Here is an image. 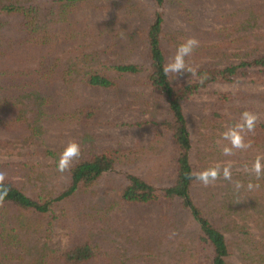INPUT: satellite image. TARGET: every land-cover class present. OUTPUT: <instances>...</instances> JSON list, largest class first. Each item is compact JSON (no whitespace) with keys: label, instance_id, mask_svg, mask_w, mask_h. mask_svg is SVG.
<instances>
[{"label":"trees","instance_id":"obj_1","mask_svg":"<svg viewBox=\"0 0 264 264\" xmlns=\"http://www.w3.org/2000/svg\"><path fill=\"white\" fill-rule=\"evenodd\" d=\"M193 1L195 0H0V29L4 24L8 25L4 28L7 29L5 33L0 32V146L8 147L13 144L6 136L19 138L24 134L27 140L41 139L40 143H44V137L50 129L59 130L66 123L89 124L92 117L119 98L125 99L132 95L133 86H149L155 105H162L166 115L163 120H155L154 123L158 128L163 126L170 133L167 143L170 145L169 152L173 154L169 156L172 159L169 164H174V174L169 179L172 183L158 188L144 177L128 174V182L123 185L118 197L120 202H108L107 212L114 208L119 211L123 205H146L157 201L162 203L163 200L169 202L168 206L173 212L176 209L174 203L181 201L198 225L194 229V238L204 250L201 251L204 258L197 256L198 264H234L230 260L233 255L231 240L192 195L193 184L197 181L192 174L198 169L215 167H204L192 162L193 136L200 134L199 138L195 135V141L200 144V139L203 140L209 150L220 146L217 150L222 151L223 159H240L241 156L246 159L253 155L255 157L259 151L264 152L261 150L264 149V124H255L252 131L244 129L241 135L248 147L232 149L230 155H225L223 149L230 145L223 139V133L242 121L240 113L244 110L237 107L235 111V108L229 107L227 111L216 110L205 114L206 105L209 107L206 104L197 111L201 114L198 118L186 111L191 97L212 83L248 78L264 84V32L259 29L263 27L264 4L256 5L251 0L237 1L240 4L239 12H247L246 18L239 21L244 24L245 32L249 33L239 38L242 41L247 38L252 42L247 54L242 51L246 58L240 56V52L235 60H231L228 52L225 54L221 50L234 45L236 40H218L214 43L210 39L209 42L212 43L209 46L214 47V51L205 52L208 47L203 43L205 38L201 31L198 41L203 44L199 43L193 53L185 58L186 65L193 68L195 74L184 71L172 80L173 77L164 75L163 65L174 58L182 42L193 37L184 32L183 38L178 40V35L170 33L166 18L170 12L193 25L187 7ZM214 1L221 4L230 0ZM97 2L102 4L100 8L116 7L115 19L108 20L105 27L103 24L100 27L93 26L94 14L92 16L87 12V8L96 7ZM256 7L260 10L259 18L251 22L253 18H249V13L256 12ZM98 30L99 36H113L112 42L100 50L91 51L87 47L90 42L85 44L80 40L97 34ZM174 32L178 34L179 30ZM95 37L92 40L93 46L99 39ZM67 44H71L72 48L63 49L60 55H55L56 49ZM76 46L79 48H75ZM79 51L84 53L76 55ZM216 56L226 58L227 63L216 66L213 62ZM202 76L207 79L200 83ZM62 86H67L69 91L62 95L53 91ZM73 87L78 92L87 87L109 89L113 96L105 104L98 106L84 96L78 99L74 97L76 94L70 90ZM216 93L225 103L240 95L247 96ZM141 99L149 101L147 95ZM138 125L143 126L144 122ZM199 129H204L205 132ZM156 144L157 142H149L146 146L140 144L137 147L142 146L139 152H149ZM95 150L97 149H93L86 158L69 163L65 169L69 183L63 189L42 188L40 182L45 177L44 172L38 174L41 169L30 165L31 162L0 163V264L115 263V250L102 247V237L95 238L97 232L89 225L85 227H88L87 230L84 228L77 231L66 249L55 248L52 243L41 242L40 239L41 235L46 240L50 239V228L54 224L63 225L66 222V225L76 229V219L79 216L69 212L73 197H86L90 188L99 185L106 174L117 172L119 166L133 169L135 160L138 161L137 164L142 163L141 155L134 160L129 157L132 150L124 152L112 146L103 147L100 152ZM56 152L48 150L49 156L56 155ZM162 154L164 157L168 155ZM145 158L148 164L154 159L151 156ZM18 167L23 175L18 174L20 178L15 179L13 173H20ZM56 167L58 171V163ZM252 178L256 184L252 189L253 195L249 201L251 204L264 198V176L257 178L253 175ZM226 181L233 182L234 179ZM244 187L243 190L246 189ZM109 194H112L111 190ZM211 197L214 200L211 199L210 204L216 205L217 192L212 191ZM258 204L256 202L260 208ZM261 211L259 214L264 216V209ZM174 217L170 213L167 217L160 218L155 223V229L147 231L148 236H158L159 243L164 246L166 232L178 227ZM67 219L69 220L66 221ZM113 225L107 226L103 243H115L116 238L111 230ZM103 231L100 229V232ZM249 233L248 230L241 229L237 233L239 240L242 243L251 242L253 234ZM140 238L144 240L137 236L138 240ZM119 241L121 240L117 242ZM251 248L264 259L260 245L252 244ZM146 251H149V258L145 256L148 264L158 263L162 258L163 251L158 253L153 247L146 248ZM123 253L125 256L127 252ZM129 259V256L121 258V264H128ZM260 262L264 263L261 259Z\"/></svg>","mask_w":264,"mask_h":264},{"label":"rangeland","instance_id":"obj_2","mask_svg":"<svg viewBox=\"0 0 264 264\" xmlns=\"http://www.w3.org/2000/svg\"><path fill=\"white\" fill-rule=\"evenodd\" d=\"M237 1L230 0L227 3L220 4L214 0H195L187 4L193 25L182 21L178 16L169 12L166 18L169 24L168 29L171 34L178 35V40L183 38L182 33L184 32L198 40L201 37L200 32L202 31V36L205 38L203 43L208 47L207 49L205 48V52L214 51V47L209 46L212 42L216 43L218 40H236L234 45L221 49L225 54L228 52L231 60H235L240 52L242 53L243 51L247 54L251 50L248 47L252 43L247 38L243 39V41L239 38V36H246L249 33L245 32L244 24L239 21L246 18L247 15L245 14L247 12H239L240 4ZM251 1L256 5L264 4V0ZM99 3H96V7L87 8V12L92 16L94 14L93 20H95V23L93 26L100 27L103 24L105 27L108 20L115 19L116 7L103 6L104 8H100L102 4ZM259 11V8H257L256 12L249 13V18H253V20H250L251 22L259 18ZM261 13H263L262 10ZM235 22H238V24ZM261 24H263V27L258 28L264 32V22ZM7 26V24H4L0 32L5 33L7 29L5 30L4 28H7ZM175 30H179L178 34L174 32ZM95 36L99 37V39L96 40L98 43L93 46L92 40L96 39ZM103 36L104 34L102 36L100 34L99 36L98 30L97 34L89 36L82 41L80 40V42L85 44L86 42H90L87 47L91 51L100 50V48L111 43V39L113 38L111 35ZM210 39H212V42H209ZM67 48H72L71 44L56 49L55 55H60L62 50ZM83 53L79 51L76 55H82ZM240 56L247 57L243 53ZM213 62L216 66H222L227 63V60L226 58L222 59L220 56H216ZM70 90L76 94L74 97L77 99L84 96L98 106H102L113 96L111 90L104 88L87 87V89L82 88L78 92L73 87ZM132 90L134 92L131 91L132 95H129L125 99L119 98V100L108 108H105L100 114L97 113L96 116L92 117L89 124L76 125L74 123H66L59 130L50 129L44 137V143H40L41 139L36 141L33 138H28L27 140L25 134L19 138L6 136L13 141V144L8 147L7 145L0 146V163L16 164L18 162H31L30 165H36L41 169L38 174L44 172L45 177L40 182L42 188L63 189L69 183L68 176L65 171H56V166L61 154L69 144L75 143L79 146L78 156L74 157L70 162L86 158L87 155L93 152V149H97L95 151L100 152L103 147L112 146L124 152L132 150L129 157L134 160V158L139 159L141 155L142 163L137 164L138 161L135 160L134 165H132L133 169L119 166L117 172L106 174L100 180L101 183L99 185L90 188L85 194L86 197L82 198L77 195L73 197L70 201L72 206L69 212L79 216L76 219V229L68 224L66 225V222L63 225L54 224L50 228V239L46 240L41 235V242L47 241L48 244L52 243L55 248L66 249L73 241L77 231L89 225L90 228H93L97 232L94 236L95 238L102 237L100 239L102 247L105 246L108 249L113 248L115 250L114 264H121V258L123 259L125 256L130 257L128 264H148L146 257L149 258L147 256V252L149 251L145 252V249L149 247H153V250L158 251V253L163 251L162 258L159 259L158 263L154 262V264H198L199 260L197 256L204 258V255L201 254L203 246H200L198 241L196 242V235L194 236V229L198 225L190 210L181 201L174 203L173 206L176 209L173 212L168 206L169 202L166 200H163L162 203L157 201L156 203L146 205H123L119 211L118 208H114L109 213L107 212L108 202H120L118 197L123 185L128 182V174L144 177L158 188L170 185L172 183L169 182L170 176L174 174V164H169L172 160L169 159L171 158L169 156L173 155L169 152L170 145L167 143L170 133L163 126L158 128L154 123L155 120L160 121L166 117L163 113L162 105H155L149 86H133ZM53 91L62 95L65 91H69V89L67 86H62L53 89ZM216 92L232 93L229 96L233 94H246L247 96L243 97V95H240V97L229 99L225 103L219 99V94ZM146 95L149 101L141 99L146 97ZM138 98H140L139 101ZM204 105L207 107L204 110L205 114H211L216 110L219 112L227 111L229 107L235 108V111L237 107L242 108L244 112L255 115L256 125L264 124V84L253 82L248 78H240L238 81L233 82L212 83L206 89H202L191 97L188 101L186 112L198 118L201 114H198L197 111L202 109ZM244 112L241 111L240 113L241 120L242 113ZM140 122H144V125H138ZM199 130L205 132L204 129ZM195 135L193 136V138L195 137L194 146L191 151L192 162L204 167L218 166L221 170L225 166H230L233 176L232 180L234 179V181L227 182L222 176L207 186L196 181L192 187L194 200L216 224L221 226L231 240L233 255L230 257V260L232 263L264 264L260 262V259L264 262V259L261 258L262 255L258 256L259 253L251 248L252 244L260 245L261 251L264 253V216L260 215L261 210L264 209V198H261V201L256 200L251 204L249 201L251 200L253 191L248 189L249 183L253 184V186L256 184L252 178L255 174L251 172V165L257 157H264V152L259 151L255 157L253 155V157L250 156V158L246 159L242 158V156L240 159H223L222 151L217 150L221 148L220 146H215L209 150L203 140L200 139V144L199 141H195L196 136L199 138L200 134ZM2 137H5V135ZM149 142H157V144L151 147L149 152H139L140 148L148 145ZM140 144L142 146L137 147ZM48 150L57 151L56 155L49 156ZM162 152L168 155L164 157ZM143 153H145V156L153 157V161L148 164L147 158L142 156ZM211 156H214V159H211ZM197 160L202 162H197ZM17 170L20 173H13L15 179L20 178L18 174L23 175L20 167ZM200 170L198 169V171ZM237 182L241 185L238 191L235 187ZM243 186H245V190H243ZM110 190L112 194H109ZM212 191L217 192L216 199H218V202L214 203L216 205L210 204L211 199L214 200L211 197ZM256 202L259 203L260 208L257 207ZM259 209L261 210L259 211ZM170 213L171 216H175V224L178 227L166 232L165 245L167 247H165V245L163 246L159 243L158 236L154 235L150 237L147 231L154 230L155 223L160 218L167 217ZM123 216H125L124 220L122 219ZM109 224H114L111 230L112 235L116 238L115 243H108L107 241L103 243L104 240L102 241L106 237L104 233L108 230L107 226ZM87 229L88 227L85 228V230ZM100 229L104 231L100 232ZM241 229L248 230L249 234H253L250 237L251 242L242 243L239 240L237 233ZM136 233L140 235H136ZM137 236H141L144 240L140 238L139 240H142L140 242ZM119 239L121 241L117 242ZM124 251L127 252L125 256Z\"/></svg>","mask_w":264,"mask_h":264},{"label":"clouds","instance_id":"obj_3","mask_svg":"<svg viewBox=\"0 0 264 264\" xmlns=\"http://www.w3.org/2000/svg\"><path fill=\"white\" fill-rule=\"evenodd\" d=\"M199 41L195 38H188L182 42L176 51L174 58H171L167 63L163 65L162 71L166 77H173L172 80L176 79L179 74L184 71L190 72L192 75L195 74V70L188 67L185 62V58L190 56L193 51L198 47ZM207 79L206 76H202L200 83H203ZM171 80V81H172ZM256 117L254 114L249 112L242 113V121L235 124L233 127L229 128L223 133V139L228 142L229 146H225L223 152L225 155H230L232 149H242L248 147L244 142L243 136L241 135L244 129L252 131L255 125ZM79 146L75 143L69 144L60 156L58 161V171L63 172L69 166L70 161L78 156ZM251 172L255 174L257 178L264 175V157H257L256 160L251 165ZM194 178L207 186L208 184L215 182L220 176L223 179L231 181L232 174L230 166L223 167L221 169L217 167L206 168L201 171L194 172L192 174ZM236 190L241 188V185L237 182ZM253 184H248V189H253Z\"/></svg>","mask_w":264,"mask_h":264}]
</instances>
